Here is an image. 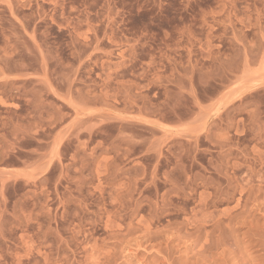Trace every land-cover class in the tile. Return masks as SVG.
<instances>
[{
    "label": "rangeland",
    "instance_id": "374dc122",
    "mask_svg": "<svg viewBox=\"0 0 264 264\" xmlns=\"http://www.w3.org/2000/svg\"><path fill=\"white\" fill-rule=\"evenodd\" d=\"M0 264H264V0H0Z\"/></svg>",
    "mask_w": 264,
    "mask_h": 264
}]
</instances>
